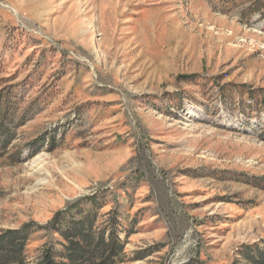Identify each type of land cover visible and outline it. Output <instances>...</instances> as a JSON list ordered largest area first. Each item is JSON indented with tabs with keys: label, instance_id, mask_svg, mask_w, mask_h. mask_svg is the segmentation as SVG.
<instances>
[{
	"label": "rangeland",
	"instance_id": "obj_1",
	"mask_svg": "<svg viewBox=\"0 0 264 264\" xmlns=\"http://www.w3.org/2000/svg\"><path fill=\"white\" fill-rule=\"evenodd\" d=\"M257 1L0 0V234L32 226L21 264L60 257L67 210L116 216L122 264H258Z\"/></svg>",
	"mask_w": 264,
	"mask_h": 264
},
{
	"label": "trees",
	"instance_id": "obj_2",
	"mask_svg": "<svg viewBox=\"0 0 264 264\" xmlns=\"http://www.w3.org/2000/svg\"><path fill=\"white\" fill-rule=\"evenodd\" d=\"M255 12L264 11V1L254 2ZM264 13V12H263ZM264 17V14H261ZM256 92L250 93V100L264 107V94L260 100ZM8 116H5L7 118ZM12 141L11 132L5 123L0 126V149L7 148ZM71 210L58 212L50 223L65 240L64 250L58 258L54 248H46L36 264H122L126 243L117 228L119 222L114 216L107 226L95 230L92 211L82 220L68 219ZM67 222V225L63 224ZM32 226L22 230L2 231L0 234V264H21L25 260V250ZM258 264H264V249L259 250Z\"/></svg>",
	"mask_w": 264,
	"mask_h": 264
},
{
	"label": "bare ground",
	"instance_id": "obj_3",
	"mask_svg": "<svg viewBox=\"0 0 264 264\" xmlns=\"http://www.w3.org/2000/svg\"><path fill=\"white\" fill-rule=\"evenodd\" d=\"M88 27H91V25L90 26L88 25ZM84 32H86V31H84Z\"/></svg>",
	"mask_w": 264,
	"mask_h": 264
}]
</instances>
